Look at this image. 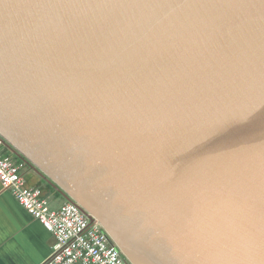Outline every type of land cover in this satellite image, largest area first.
Returning a JSON list of instances; mask_svg holds the SVG:
<instances>
[{"label": "water", "instance_id": "water-1", "mask_svg": "<svg viewBox=\"0 0 264 264\" xmlns=\"http://www.w3.org/2000/svg\"><path fill=\"white\" fill-rule=\"evenodd\" d=\"M0 136L130 264H264V0H0Z\"/></svg>", "mask_w": 264, "mask_h": 264}, {"label": "built area", "instance_id": "built-area-1", "mask_svg": "<svg viewBox=\"0 0 264 264\" xmlns=\"http://www.w3.org/2000/svg\"><path fill=\"white\" fill-rule=\"evenodd\" d=\"M0 137V183L44 228L55 242L43 264H130L107 233L82 211L78 204L65 201L52 209L42 191L26 184L24 162L4 154Z\"/></svg>", "mask_w": 264, "mask_h": 264}, {"label": "crops", "instance_id": "crops-1", "mask_svg": "<svg viewBox=\"0 0 264 264\" xmlns=\"http://www.w3.org/2000/svg\"><path fill=\"white\" fill-rule=\"evenodd\" d=\"M3 152L14 161L21 160L8 145ZM23 176L28 186L42 191L50 208L58 209L66 201L29 164L24 167ZM54 242L53 235L0 183V264H43Z\"/></svg>", "mask_w": 264, "mask_h": 264}, {"label": "snow or ice", "instance_id": "snow-or-ice-1", "mask_svg": "<svg viewBox=\"0 0 264 264\" xmlns=\"http://www.w3.org/2000/svg\"><path fill=\"white\" fill-rule=\"evenodd\" d=\"M234 129L230 128L227 125H218L212 128H209L206 132V136H228Z\"/></svg>", "mask_w": 264, "mask_h": 264}, {"label": "bare ground", "instance_id": "bare-ground-1", "mask_svg": "<svg viewBox=\"0 0 264 264\" xmlns=\"http://www.w3.org/2000/svg\"><path fill=\"white\" fill-rule=\"evenodd\" d=\"M1 137V136H0ZM2 138V137H1ZM4 141V140H3ZM7 144L4 142V145L2 146V150H4V147L6 146ZM5 155H7V156H10L11 157V155H9V154H5ZM18 157V156H17ZM12 158V157H11ZM16 162H24V167L26 166V164H27V161L25 160V159H23V158H21V160H19V161H16ZM23 170H24V168H23Z\"/></svg>", "mask_w": 264, "mask_h": 264}, {"label": "rangeland", "instance_id": "rangeland-1", "mask_svg": "<svg viewBox=\"0 0 264 264\" xmlns=\"http://www.w3.org/2000/svg\"><path fill=\"white\" fill-rule=\"evenodd\" d=\"M12 157V156H11ZM12 159H13V157H12ZM14 160V159H13ZM22 174H23V172H22ZM119 250V249H118ZM120 251V250H119ZM121 252V251H120Z\"/></svg>", "mask_w": 264, "mask_h": 264}]
</instances>
